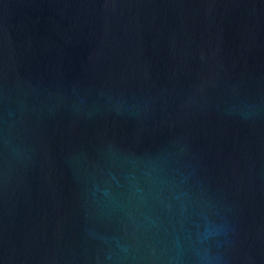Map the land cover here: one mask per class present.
I'll return each mask as SVG.
<instances>
[{"label":"water","instance_id":"obj_1","mask_svg":"<svg viewBox=\"0 0 264 264\" xmlns=\"http://www.w3.org/2000/svg\"><path fill=\"white\" fill-rule=\"evenodd\" d=\"M0 264H264V0H0Z\"/></svg>","mask_w":264,"mask_h":264}]
</instances>
